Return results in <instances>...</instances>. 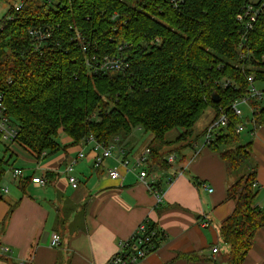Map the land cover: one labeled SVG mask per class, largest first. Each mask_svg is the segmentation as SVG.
<instances>
[{
	"label": "trees",
	"instance_id": "1",
	"mask_svg": "<svg viewBox=\"0 0 264 264\" xmlns=\"http://www.w3.org/2000/svg\"><path fill=\"white\" fill-rule=\"evenodd\" d=\"M23 1L21 11L10 13L13 21L0 19V104L20 129L22 150L43 160L62 150L60 134L71 141L68 148L91 137L109 145L141 129L153 137L151 169L159 170L168 165L166 149L189 141L206 110L214 109L216 119L223 110L230 122L209 148L236 179L228 188L235 207L220 232L229 248L227 263L243 264L264 228V207L255 205L258 166L250 144L243 145L236 133L242 120L231 115L230 106L250 97L249 77L264 93V0H258L260 16L245 37L238 16L249 0H184L178 10L160 0L145 7L135 0H72L62 2L63 9L45 0ZM39 27H50L52 35L36 51L29 31ZM73 28L102 52L115 53L127 42L130 69L90 77L85 55L72 41ZM214 94L219 103L212 101ZM250 105L259 128L264 105L253 98ZM178 129L182 135L168 141ZM8 153L0 158V187L15 163ZM35 175L19 179L22 190ZM53 177L46 174L48 181Z\"/></svg>",
	"mask_w": 264,
	"mask_h": 264
},
{
	"label": "crops",
	"instance_id": "2",
	"mask_svg": "<svg viewBox=\"0 0 264 264\" xmlns=\"http://www.w3.org/2000/svg\"><path fill=\"white\" fill-rule=\"evenodd\" d=\"M211 109L196 123L189 141L166 149L178 157L174 163L150 169L161 189L160 199L139 182L138 170L129 172L121 167L124 159L133 165L136 155L150 144L153 137L141 129L111 143L112 156L103 158L99 166L96 161L101 151L89 140L65 148L71 143L66 137L62 150L51 160V156L37 160L27 153V167L21 166L28 170L25 177L33 171L35 177L47 181L46 174L54 177L45 186L29 183L22 190L6 173L9 177L0 187V264H107L120 243L130 239L144 221L163 234L157 249L139 264H228L229 248L220 228L235 207L228 200L233 182L225 161L206 142L205 132L216 119L214 109L211 118L201 122ZM242 122L246 126L240 141L250 144L258 166L255 205L263 208L264 125L255 128L252 120L242 118ZM249 122L252 130L247 128ZM246 131L249 135L244 139ZM182 133L174 130L167 140L173 142ZM80 154L84 158L77 160L70 174L79 182L74 189L66 170ZM116 167L122 178L114 181L109 170ZM203 185L213 191L208 192ZM6 188L8 193L3 191ZM61 219L62 225L58 223ZM53 233L61 237L57 248L50 245ZM243 264H264V228L257 232Z\"/></svg>",
	"mask_w": 264,
	"mask_h": 264
},
{
	"label": "built area",
	"instance_id": "3",
	"mask_svg": "<svg viewBox=\"0 0 264 264\" xmlns=\"http://www.w3.org/2000/svg\"><path fill=\"white\" fill-rule=\"evenodd\" d=\"M47 4L51 7H56L60 5L63 9L64 5L62 2L67 1L71 3L72 0H45ZM135 1H143V5L145 7L146 3L154 0H135ZM157 1V0H155ZM162 2L167 3L172 10H178L181 7L184 0H160ZM258 0H249L246 8L243 10V13L238 16V21L243 26V34L245 37L247 33L254 29L258 18L261 13V8L258 6ZM25 6L23 0L16 1L10 8L7 10L4 18L8 21H13L14 16L11 15V12H19ZM74 29V35L72 37V41H76L79 43L82 52L85 55L86 68L88 71V75L90 77L99 76V75H114L118 73H125L131 67L130 57H131V46L128 45L127 42H122L118 45L115 53L111 52H102L101 49L95 48L92 49L91 43L87 40L84 34H82L77 28ZM52 32L51 28H34L29 31V37H31L34 42L35 50L40 51V47L43 44L47 43L48 39L51 37ZM158 43V41H156ZM248 82L250 83V97L242 98L236 102H234L230 106V113L233 117L239 118L242 120L243 111L240 108V105H250V99H256L260 101L263 105V92L260 91L254 83L253 77L248 78ZM252 112V122L254 124L253 114L255 113L254 109L251 107ZM230 122V117L220 109L218 118L209 126L206 130L205 138L207 144H209L216 133L225 127L228 126ZM244 122L238 124L236 126V133L240 134L245 130ZM19 127L18 125L5 114V107L0 104V147L4 148V150L11 151V147H17L22 150V148L18 145V135H19ZM89 141H95L93 137L88 139ZM97 143V142H96ZM113 144L102 145L98 144L95 148L97 151H101V156L97 158L96 166H99L103 158H109L112 156ZM44 156V155H43ZM151 150L149 146H147L143 151L136 155L133 161V165L128 159H124L121 164L125 170L129 172H133L138 170V180L142 184H144L148 190L155 194L159 199L162 197L161 193L158 192L156 186V177L150 174L151 163H150ZM84 158L83 154H80L77 159H73L66 170V173L69 175V183L74 188L77 189L79 186L78 180L71 176L70 174L73 172V167L77 163L78 159ZM178 157L175 155H170L167 158V162L172 164L177 160ZM25 171L22 167L13 166L10 169V174L15 181L19 182V179L25 177ZM109 177L111 180L117 181L122 178V175L118 169V167L109 170ZM47 180L45 178L33 177L32 184H38L41 186H45ZM208 192H212L213 189L207 187L206 185L202 186ZM5 193H8V188L3 190ZM163 232H159L149 226L148 221H144L134 232L130 239L121 242L119 245L118 252L108 261L107 264H139L143 260H145L154 250L157 249L156 243L160 242V237ZM61 243V237L58 233H53L51 236L50 245L53 248H57ZM213 253L217 254L218 249L214 248Z\"/></svg>",
	"mask_w": 264,
	"mask_h": 264
},
{
	"label": "rangeland",
	"instance_id": "4",
	"mask_svg": "<svg viewBox=\"0 0 264 264\" xmlns=\"http://www.w3.org/2000/svg\"><path fill=\"white\" fill-rule=\"evenodd\" d=\"M16 1H18V0H9V2L0 1V19H2L4 17V15L6 14L7 10ZM259 89H262V88L259 86ZM262 101L264 102V93H263V100ZM240 108L243 111V120L245 121L246 119H249L251 121L252 120V112H251L249 106L248 105H240ZM211 111H212V109L209 110L207 112V114H205V117L203 118V121L204 122H201V123H205V122H207L211 118V113H212ZM247 128L252 130L253 124L251 122H249L247 124ZM248 135L249 134L246 131V132H244L242 134V137L245 139V138L248 137ZM65 138H66V136L64 134H60L59 135V138L57 139V142L60 145H63ZM3 152H4V148L0 147V158H2ZM8 154L13 156V160L15 161L14 166H16V167L24 166L23 168H25V166L27 167L26 160H24V159H28L27 152H25L24 150H21V149H19L17 147H11V151H9ZM56 156H57L56 154L53 155V156H51L50 157V160L51 159H55ZM6 169L8 171L7 173L10 174V168H6ZM24 171L27 172L28 170H24ZM8 174H6V177H9ZM10 177H11V174H10ZM231 180H232V182H234L235 181V178L234 177H231ZM62 223H63V220L61 219L60 220V225H62Z\"/></svg>",
	"mask_w": 264,
	"mask_h": 264
},
{
	"label": "water",
	"instance_id": "5",
	"mask_svg": "<svg viewBox=\"0 0 264 264\" xmlns=\"http://www.w3.org/2000/svg\"><path fill=\"white\" fill-rule=\"evenodd\" d=\"M212 101H213L214 103H219V102H220V97H219L217 94H214V95L212 96Z\"/></svg>",
	"mask_w": 264,
	"mask_h": 264
}]
</instances>
